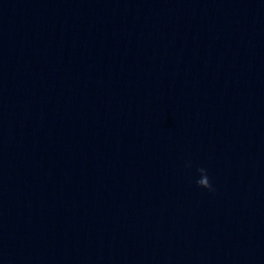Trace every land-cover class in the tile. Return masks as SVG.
Instances as JSON below:
<instances>
[{"label": "water", "instance_id": "water-1", "mask_svg": "<svg viewBox=\"0 0 264 264\" xmlns=\"http://www.w3.org/2000/svg\"><path fill=\"white\" fill-rule=\"evenodd\" d=\"M0 264H264V0H0Z\"/></svg>", "mask_w": 264, "mask_h": 264}, {"label": "clouds", "instance_id": "clouds-1", "mask_svg": "<svg viewBox=\"0 0 264 264\" xmlns=\"http://www.w3.org/2000/svg\"><path fill=\"white\" fill-rule=\"evenodd\" d=\"M185 166L191 167V163L188 162V163H186ZM197 172L199 173V179H197L195 181L196 184L201 188H205L209 191H214V187H213V184L211 183V180L209 178L207 169L204 167H199V168H197Z\"/></svg>", "mask_w": 264, "mask_h": 264}]
</instances>
